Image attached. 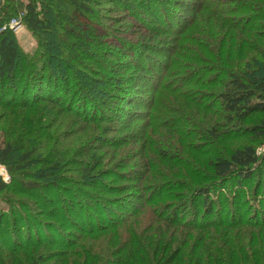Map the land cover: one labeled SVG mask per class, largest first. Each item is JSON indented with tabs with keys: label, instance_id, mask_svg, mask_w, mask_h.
Instances as JSON below:
<instances>
[{
	"label": "trees",
	"instance_id": "obj_1",
	"mask_svg": "<svg viewBox=\"0 0 264 264\" xmlns=\"http://www.w3.org/2000/svg\"><path fill=\"white\" fill-rule=\"evenodd\" d=\"M22 6L38 50L0 31V264H264V198L242 202L264 187V0Z\"/></svg>",
	"mask_w": 264,
	"mask_h": 264
},
{
	"label": "rangeland",
	"instance_id": "obj_2",
	"mask_svg": "<svg viewBox=\"0 0 264 264\" xmlns=\"http://www.w3.org/2000/svg\"><path fill=\"white\" fill-rule=\"evenodd\" d=\"M12 2H14V9L12 10H9L8 11V14H5L3 16H1L0 18V31L3 30L5 32H10L12 35H13V38L15 40V44L17 46V48L23 52L26 56H31L35 53V51L38 50V43H37V38L36 36L30 32L26 26L23 24V12H24V9H23V4L27 3V0H11ZM38 8H39V4H37ZM60 6V5H59ZM105 7L107 8H111V5L110 3H106L104 5ZM63 7V6H62ZM102 15L105 16V19L103 20V22L106 24L107 27L109 26H112L113 24V20H109V19H114L115 16H116V13L113 11V9H111L110 12L108 11H103L102 12ZM125 20L122 22V24H125L124 23ZM128 26H125V29H124V32L125 33H122L120 36H125V37H128L127 34L128 33H131L133 32L132 28H128ZM77 28V27H75ZM79 30L83 29L84 32L87 31V28L84 27V26H79L78 28ZM126 30V31H125ZM106 36V35H105ZM105 36H102L103 38V41L106 43V44H110V45H113L115 46L116 44V41H113V39L111 38H107ZM129 38V37H128ZM136 40H142V41H152L154 42L155 44H158V40L159 39H156V36L152 35L151 33H143V31L140 32V34L135 37ZM166 40H169V41H166ZM170 42V39L167 38L162 40V44L164 46H166L168 43ZM115 43V44H114ZM205 89V88H204ZM147 96V95H146ZM210 103H213L214 104V107H213V110H215V115H214V122L218 124V126L221 125V128H224L222 127L224 125V123L226 122V118L225 117H221L223 116V111L221 108H219V102H217V99H214L212 102ZM117 106H123L121 105L120 103H113L112 104V107L113 109L118 112V108ZM145 110V109H144ZM144 110H142V112H145ZM217 114V112H219ZM262 117V114H255L252 116V124H254L256 122L257 119L261 118ZM201 120L199 119H195L194 122V126L191 127L193 128L192 131L196 134H199L200 132H202L203 129H200L198 124L200 123ZM142 121H135L132 125V127H136L138 126ZM113 125H116L118 126L117 124H113ZM225 126V125H224ZM119 127H122V125L120 124ZM129 131V129H125L123 131H115V132H112L111 134H113L114 136H118V135H124V134H127V132ZM129 134V133H128ZM132 135V134H131ZM131 135H127V136H131ZM192 139V143L201 148V149H204L205 150V143H203V139H201L200 137H195L194 139ZM252 141L255 142V144H257V153L260 157V159L263 160L264 158V143H257L258 141L254 139V137L252 136ZM220 146L219 147H223L225 146L226 144H221L219 143ZM218 144V145H219ZM131 147H128V149H130ZM106 162L107 163H104L103 167L106 169V166L109 164V166L111 165V161L109 159H106ZM0 172H2L4 175L7 174V171H6V168L4 165H2L0 163ZM261 173V178H260V181H262V185L264 186V160H263V163H261V165H259V167H256L254 169V173ZM104 181L106 182H109L110 181V178H104L103 179ZM257 180V175L255 174L252 179L249 181V182H246L244 183L242 186L244 187L245 186V190L242 192L244 193V196L242 198V202L245 204V207L247 206H251V205H254L256 204L257 200L259 201L260 197H263L264 198V187L260 189V191L258 193H256L254 191V184ZM121 181H116L114 182L115 184H121L119 183ZM235 186L234 184L232 183H229L227 184V186L224 188V192L225 193H232V191L234 190ZM129 192V191H128ZM135 192V190H134ZM137 192V191H136ZM216 194H218V191L215 192ZM4 194L3 193H0V197ZM109 196L110 198L112 196H116V195H107ZM13 198H19V199H24L25 197L24 196H19V195H14ZM6 205V203H3L1 200H0V207L3 206V205ZM250 209V207H249ZM251 209H253L251 207ZM122 213L125 214L124 211H121ZM87 238L84 237L83 238V241H86ZM47 249V248H46Z\"/></svg>",
	"mask_w": 264,
	"mask_h": 264
},
{
	"label": "built area",
	"instance_id": "obj_3",
	"mask_svg": "<svg viewBox=\"0 0 264 264\" xmlns=\"http://www.w3.org/2000/svg\"><path fill=\"white\" fill-rule=\"evenodd\" d=\"M3 3H4V0H0V8L3 6ZM0 175L2 176V178L4 180L8 179V175L7 174L4 175L2 172H0Z\"/></svg>",
	"mask_w": 264,
	"mask_h": 264
}]
</instances>
